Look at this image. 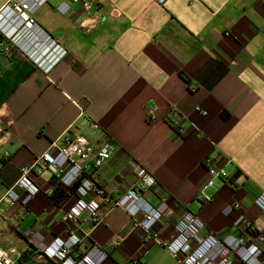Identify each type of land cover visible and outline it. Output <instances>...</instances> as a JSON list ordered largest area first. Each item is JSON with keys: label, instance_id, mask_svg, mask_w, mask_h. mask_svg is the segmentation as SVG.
<instances>
[{"label": "crops", "instance_id": "obj_1", "mask_svg": "<svg viewBox=\"0 0 264 264\" xmlns=\"http://www.w3.org/2000/svg\"><path fill=\"white\" fill-rule=\"evenodd\" d=\"M61 1L36 13L67 50L48 72L0 36V200L53 142L82 135L96 148L113 147L94 176L107 193L131 187L139 167L153 174L145 195L162 218L144 241L125 211L105 208L97 225L79 222L76 253L97 246L108 254L103 264H177L161 242L180 217L190 211L203 235L223 238L236 232L239 212L222 211L234 201L251 221L247 238L264 234V210L254 203L264 191V2L98 0L85 11L80 1L62 14ZM208 156L228 173L212 186ZM30 177L39 192L27 203H0V249L14 258L28 252L18 264H55L39 254L66 235L64 213L76 196L56 192L50 168Z\"/></svg>", "mask_w": 264, "mask_h": 264}, {"label": "built area", "instance_id": "obj_2", "mask_svg": "<svg viewBox=\"0 0 264 264\" xmlns=\"http://www.w3.org/2000/svg\"><path fill=\"white\" fill-rule=\"evenodd\" d=\"M49 1L7 0L0 9V36L47 72L67 54V50L48 34L36 18L38 10ZM80 1L85 11H91L98 2L62 0L57 5V11L65 14L72 3ZM155 1L163 4L167 0ZM189 90L195 92L197 87L191 84ZM202 113L206 114V111ZM169 118L172 124L178 125L179 118L175 110L170 112ZM90 127L100 129L97 122H91ZM2 130L3 127L0 126V137ZM112 153L113 147L110 143L104 142L96 148L82 135L65 138L61 144L53 142L49 150L34 164L22 167L18 180L6 189L0 203L8 206L27 203L39 192V187L30 177L31 172L50 168L55 182L65 190L75 193V202L64 213L66 235L55 237L40 252L41 257L55 264H103L108 254L100 247L92 246L85 253H76V249L83 240L79 222L89 220L97 225L104 217L105 208H121L134 220L135 225L147 233L144 241L150 239L151 228L162 218L161 210L153 206L145 195L155 185L156 179L144 167H139L136 172L137 180L131 187L118 196L107 193L96 183L94 176ZM203 164L208 172L206 186L214 185L217 178H228V173L218 168L211 157H206ZM88 168L92 171L88 172ZM21 193H25L24 198H21ZM254 203L259 210H264V191L256 196ZM240 210L241 204L237 201L223 207L225 214L239 212L234 221L236 232L223 238L211 233L203 235L204 223L197 215L188 211L175 223L173 237L162 241V246L176 259L177 264H264V234L255 241L249 240L244 232L252 224ZM113 243L116 244L115 241ZM12 253L0 249V264H18L21 255L14 258ZM129 264L139 263L132 260Z\"/></svg>", "mask_w": 264, "mask_h": 264}, {"label": "trees", "instance_id": "obj_3", "mask_svg": "<svg viewBox=\"0 0 264 264\" xmlns=\"http://www.w3.org/2000/svg\"><path fill=\"white\" fill-rule=\"evenodd\" d=\"M58 190H64V191H66V192H68V191H72V190H65L64 188H62L61 186H57L56 187V192L58 191ZM27 255H28V252H24L22 255H21V257H20V259H19V262H21L22 261V259L24 258H26L27 257ZM139 263V262H138Z\"/></svg>", "mask_w": 264, "mask_h": 264}]
</instances>
